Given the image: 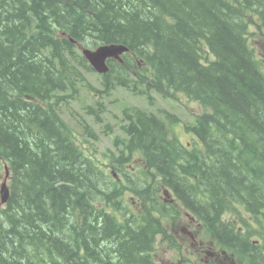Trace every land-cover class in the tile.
Segmentation results:
<instances>
[{"label": "trees", "instance_id": "1", "mask_svg": "<svg viewBox=\"0 0 264 264\" xmlns=\"http://www.w3.org/2000/svg\"><path fill=\"white\" fill-rule=\"evenodd\" d=\"M260 31L264 0H0V175L10 188L0 264H155L149 243L161 217L181 213L178 201L238 252V227L255 228L223 216L238 223L263 203L264 73L251 44ZM109 44L129 53L108 61L101 92L182 93L210 109L186 127L196 147L135 108L106 163L85 154L60 107L93 72L81 50ZM136 154L142 163L129 168ZM139 198L143 209H132Z\"/></svg>", "mask_w": 264, "mask_h": 264}, {"label": "rangeland", "instance_id": "2", "mask_svg": "<svg viewBox=\"0 0 264 264\" xmlns=\"http://www.w3.org/2000/svg\"><path fill=\"white\" fill-rule=\"evenodd\" d=\"M249 19L247 22H249ZM256 21L259 22L258 19ZM249 24L252 31L257 30L256 22L251 21ZM251 44L264 68V34L259 33L256 35ZM209 58L212 59L211 56ZM84 78L85 80L82 83L78 82L75 85L78 90V93H76L77 97L71 99L67 105H63L60 108L62 110V118L73 130V138L82 147L87 156L95 157L97 160L105 162L106 158L104 155L108 154L110 150L115 151L113 146L114 137H123V132L120 128L121 124L123 122L125 124L129 123V121L123 120V112L128 109L135 110V108L156 114L163 119L169 127L171 137H175L188 148L196 147L194 145L195 141L199 143L194 133L187 131L186 127L195 124L196 119L200 115L209 113L211 110L188 99L184 94L160 95L157 92H152V98L150 99L148 96L134 94L133 92L135 91L122 87H114L107 94L101 92L104 91L101 75L94 71H84ZM166 116L170 118V121L164 118ZM260 148L262 151L264 146L262 148V145H260ZM261 151L257 152L260 157ZM140 163H142V158L140 154H136L128 167H134L133 165ZM256 168L264 174V167L258 166ZM137 169H135L136 172ZM132 170V173H135L134 169ZM132 176L136 175L132 174ZM5 178V174L0 175V187ZM144 187L141 184V188ZM139 201L137 202L133 199L134 204H131L136 207V210L144 207L142 199L139 198ZM4 205L1 203L0 198V207H4ZM236 214L238 215V213ZM229 215L231 218L237 217L236 215ZM190 216H192V213L183 215V212H181L175 217L160 218L163 230L160 228L156 238L152 239L151 244L149 243L148 253L151 260L155 264H222V261L227 264L226 256L228 255V250H226V247H223L224 249L220 247L219 250H215L219 247V244L215 236L211 235L212 230L205 222L201 221L203 224L202 229L195 226V230L200 231L198 241L196 242L190 237L191 235L194 237L193 232L188 233V228L192 227L191 221L188 219ZM242 216L244 219L241 222L230 223L234 224V226L248 223L255 229L259 228L255 219L249 220L246 213H243ZM118 218H121V215ZM229 219L223 216V221L226 223ZM236 220L239 221L240 218L237 217ZM198 223H200V220ZM202 249H208L212 255L207 251H202ZM105 264L108 263L105 262Z\"/></svg>", "mask_w": 264, "mask_h": 264}, {"label": "flooded vegetation", "instance_id": "3", "mask_svg": "<svg viewBox=\"0 0 264 264\" xmlns=\"http://www.w3.org/2000/svg\"><path fill=\"white\" fill-rule=\"evenodd\" d=\"M262 21L263 20H261V24H262ZM260 33L264 34L263 31H260ZM259 190L262 193V199H263V203L261 204L262 208H260V211L258 212V216H255V217L252 216L249 218V220L257 218L258 220L256 219L255 220L258 223L259 228H256L254 232H251V231H247L244 226L238 227L240 234H244L246 238L244 239L242 244L235 246L236 247L235 249L238 250L237 256H236V252L234 251V249H231V247H234V246H225L226 250H228L227 251L228 255L226 256L224 254V256H226L227 264H264V178L263 177L260 180ZM175 206L181 212H183V215L187 214L186 209L181 201H178L177 203H175ZM126 209L129 210L130 208H126ZM191 213H192V216H190L188 219H190L192 227L188 228V233L193 232L194 237L192 235L190 237L197 242L198 237L200 236L199 235L200 231L195 230V226H198L199 229H202L203 224L201 221L203 220H201L199 216L200 214L197 213V211L195 210L190 211V214ZM225 217L230 218L228 222L237 223V220L235 218H231L229 214H226ZM199 220H200V223H198ZM247 245H248L249 252L246 251ZM202 251H207L210 255H212V253L208 249L207 250L202 249ZM109 259L110 258H108L107 260ZM100 264H103V262L102 263L100 262ZM222 264H226V263L222 261Z\"/></svg>", "mask_w": 264, "mask_h": 264}, {"label": "water", "instance_id": "4", "mask_svg": "<svg viewBox=\"0 0 264 264\" xmlns=\"http://www.w3.org/2000/svg\"><path fill=\"white\" fill-rule=\"evenodd\" d=\"M129 49L123 45H106L96 49H83V55L89 61L91 67L99 74H107L109 72L108 60L116 58L121 60L120 56L128 52ZM122 61V60H121ZM1 202L6 204L10 197V189L5 181L0 189Z\"/></svg>", "mask_w": 264, "mask_h": 264}]
</instances>
